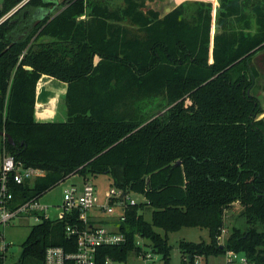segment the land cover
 Listing matches in <instances>:
<instances>
[{
  "label": "trees",
  "instance_id": "trees-1",
  "mask_svg": "<svg viewBox=\"0 0 264 264\" xmlns=\"http://www.w3.org/2000/svg\"><path fill=\"white\" fill-rule=\"evenodd\" d=\"M24 1L0 0V19L21 4L0 22V131L13 141L0 137V154L42 172L15 187L18 200L71 175H107L142 201L118 227L125 242L100 247L97 264H126L144 246L168 264V233L182 228L206 229L208 241H179L181 264L227 250L264 264V116L250 93L264 0H218L214 33L208 2L161 13L154 0H61L48 21L54 11L36 10L57 0ZM42 75L66 83L65 121L36 120ZM235 203L237 224L219 244ZM78 214L32 226L16 264H41L47 246L73 251L65 227L81 226Z\"/></svg>",
  "mask_w": 264,
  "mask_h": 264
},
{
  "label": "built area",
  "instance_id": "built-area-1",
  "mask_svg": "<svg viewBox=\"0 0 264 264\" xmlns=\"http://www.w3.org/2000/svg\"><path fill=\"white\" fill-rule=\"evenodd\" d=\"M39 175L38 169L23 166L12 155L7 154L0 159V264H16L18 261V258L13 259V253L9 251L11 244L5 240L1 232V227L8 225L14 217L25 219L31 216L39 222L42 219L57 220L66 212L78 211L81 226L67 225L65 227L66 235L75 239V249L68 251L61 246H47L41 264H97L96 255L100 247L118 246L125 242V236L118 227L125 222L128 208L138 203L130 192L112 186L104 192L100 200L95 185L89 180L81 179V183H73L63 189L62 204L59 206L61 211L56 217L50 218L46 209L51 206L42 204L39 201L40 197L19 201V198L15 196L16 186H22ZM91 209H95L97 213L88 215ZM98 213L107 216V222L114 223L115 227L108 228L105 225L92 224L90 220ZM224 232L222 228L217 238L219 244L225 241ZM141 243L142 240L138 238L137 244ZM144 248L149 247L144 246ZM144 248L137 256L144 261L152 259L151 250L148 252ZM222 257L223 264H253L243 254L232 250H227ZM110 262L109 258H105L103 264ZM193 264H207V262L204 257L196 255Z\"/></svg>",
  "mask_w": 264,
  "mask_h": 264
},
{
  "label": "rangeland",
  "instance_id": "rangeland-1",
  "mask_svg": "<svg viewBox=\"0 0 264 264\" xmlns=\"http://www.w3.org/2000/svg\"><path fill=\"white\" fill-rule=\"evenodd\" d=\"M116 4L120 2V0H116ZM61 0H57V5ZM56 5V6H57ZM20 5H18L16 8L9 11L6 15H4L1 19L4 20L11 12H14ZM152 6V3L149 5ZM56 8V7H55ZM51 9V11H54L52 14L51 20L55 15L56 9ZM48 20V21H49ZM214 21V20H213ZM215 26L214 22L212 25V33H214ZM257 60H253V63L257 70L259 71V76L255 79L254 85L252 89L250 90V93L254 95L261 107V112L257 115V119H260L264 116V51H262L259 56L256 58ZM259 68V69H258ZM60 81H58L59 83ZM63 95V94H62ZM61 95V98L58 100V105L56 109V114L53 117V121H65L66 120V112H65V104L63 97ZM8 153H1L0 159L7 155ZM40 171V170H39ZM42 172L40 171V175ZM81 179L78 176L71 175L68 178H66L63 182L57 184L50 190L46 191L44 194L41 195L39 198V201L44 205H50L51 207H48L46 209V213L49 215L50 218H54L57 216V214L60 213L62 204V192L63 189L67 188L70 184L73 183H81ZM89 181L95 185L97 192L100 196V200H102V195L104 192L108 191L110 187H112L111 180L107 175H96L91 176ZM132 197L137 201H142V197L138 194L131 193ZM240 211V206L235 203L230 208H228L224 213V235L225 239L230 231V228L233 225H236V219L238 217V213ZM97 213L95 209H91L88 211L89 214ZM149 214L150 209L147 206H144L143 208V215L145 219L149 220ZM38 223L37 220H35L33 217L29 216L27 218L21 219L20 217H14L9 221V224L6 226L1 227V232L3 233L5 240L10 243L9 251L13 253V259L16 260L18 258V255L21 250V245L26 239L30 229L32 226L36 225ZM260 230L264 231V225L259 227ZM142 240V239H140ZM181 240H187L192 242H201V241H208V234L206 229L202 228H182L176 232L168 233V244L171 246L170 250V258L168 264H181V254L177 248V244ZM143 243V240H142ZM141 243V244H142ZM149 247V246H148ZM144 248V247H143ZM142 248V251H143ZM146 251L149 252L150 248H144ZM209 264H223V257L217 256V257H209L208 258ZM109 264H123L119 262H113L111 261ZM126 264H161V257L157 254L152 253V259L150 260H142L139 256L134 254V252H130L128 255L127 263Z\"/></svg>",
  "mask_w": 264,
  "mask_h": 264
},
{
  "label": "crops",
  "instance_id": "crops-1",
  "mask_svg": "<svg viewBox=\"0 0 264 264\" xmlns=\"http://www.w3.org/2000/svg\"><path fill=\"white\" fill-rule=\"evenodd\" d=\"M183 1H211L214 4L217 0H163L152 4L159 7L161 13H166L167 9L170 11V9ZM45 13V10L38 8L36 15L40 18ZM58 81L59 80L46 75L40 77L36 88L35 118L37 121H50L55 116L58 100L61 98L62 94V97L64 98L66 91V83L62 81L58 83ZM38 91H40L39 94ZM39 105L40 108L38 107ZM106 218L108 217L104 214L98 213L90 220V222L92 224H100L105 225L108 228H114V223L107 222ZM207 264H209L208 259Z\"/></svg>",
  "mask_w": 264,
  "mask_h": 264
},
{
  "label": "flooded vegetation",
  "instance_id": "flooded-vegetation-1",
  "mask_svg": "<svg viewBox=\"0 0 264 264\" xmlns=\"http://www.w3.org/2000/svg\"><path fill=\"white\" fill-rule=\"evenodd\" d=\"M25 1H26V0H25ZM25 1H24V2H25ZM115 1H116V0H115ZM157 1H160V2H161V1H163V0H154V1L150 2V4H151V3H154V2H157ZM24 2H23V3H24ZM116 2H117V1H116ZM183 2H184V1H183ZM202 2H206V3L208 2V3L211 4L212 25H213V22H214L213 20H214V18H215V12H216V7H217V5H218V0H217L216 3H214V4H213L211 1H202ZM23 3H22V4H23ZM181 3H182V2H181ZM57 4H58V3H57V1H56V3L54 4L53 8H54ZM20 6H21V4H20ZM151 7L154 8V9H156V10H158V11H160V10H159V7H157L155 4H152ZM39 9H42V10L47 11V10L44 9V8H39ZM51 9H52V8H51ZM51 9H48V10H51ZM59 11H60V10H58V12H59ZM36 12H37V10H36ZM52 12H53V11H51L49 14H51ZM58 12H57V13H58ZM11 13H12V12H11ZM11 13H10V14H11ZM57 13H56V14H57ZM10 14H9V15H10ZM50 18H51V16H50ZM50 18H49V19H50ZM82 18H83V16L80 17V19H82ZM49 19H48V20H49Z\"/></svg>",
  "mask_w": 264,
  "mask_h": 264
},
{
  "label": "water",
  "instance_id": "water-1",
  "mask_svg": "<svg viewBox=\"0 0 264 264\" xmlns=\"http://www.w3.org/2000/svg\"><path fill=\"white\" fill-rule=\"evenodd\" d=\"M50 12H51V10H47L46 13L43 16L40 17V19L44 18L45 16H47ZM166 12H169V9H167ZM0 137L6 138L9 141L10 144H13V141H12L11 137L8 134H6L5 132L0 131Z\"/></svg>",
  "mask_w": 264,
  "mask_h": 264
}]
</instances>
